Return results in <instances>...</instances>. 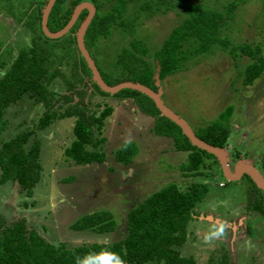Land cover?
<instances>
[{"label":"rangeland","instance_id":"obj_1","mask_svg":"<svg viewBox=\"0 0 264 264\" xmlns=\"http://www.w3.org/2000/svg\"><path fill=\"white\" fill-rule=\"evenodd\" d=\"M183 1L167 0L152 15L147 11L140 13L134 35L145 40L151 52L158 49L173 27L185 18ZM187 1L224 12L234 0ZM236 1L238 6L230 17L226 15L221 36L229 38L230 46L258 44L261 51L257 56L264 57V0ZM104 6L107 5H103V10ZM133 11L135 8L128 7L126 15L131 16ZM31 37L29 28L0 6V63L3 65L0 77L18 49L27 46ZM126 37L120 27H115L108 37L99 38L94 50L100 67L113 70V62ZM220 48L189 58L182 68L161 83L156 79L158 65L149 58L152 65L155 64L157 87L165 104L193 130L214 120L231 105L229 144L224 149L229 155L236 147L244 158L236 161L253 165L264 179V169L260 167L264 156V74L242 85L241 72L250 59L238 51L234 57ZM59 68L64 77H56L48 85L49 105L24 94L4 109L5 128L0 131V143L21 130H32L26 147L34 140L39 141L41 169L30 195L12 179L0 183V225L24 219L27 229H34L48 242L63 243L67 248L92 242L108 245L126 234L127 211L152 192L170 183L185 190L189 184L205 182L207 193L195 204L186 240L175 247L176 250L181 256L192 257L196 264H206L210 257L218 258L221 254L232 264H264V214L251 208L253 197L258 193L253 194L246 176L228 181L216 172V167V173H212L203 166L198 168L199 175L186 176L180 164L186 160L187 153L175 150L170 137L151 132L153 117L141 112L131 98L99 94L86 75L74 71L72 60H63ZM64 95L72 97L71 103L86 106L96 113L106 104L113 107L99 135L105 138L104 162L82 165L66 157L64 149L74 138L76 117L52 119L44 128L36 127L45 111L63 112L68 106L60 101ZM125 141H133L138 147L136 156L128 164L117 162L113 155ZM98 210L113 213L114 231L98 234L70 229V224L79 216ZM219 221L226 224L225 235L205 242V234Z\"/></svg>","mask_w":264,"mask_h":264},{"label":"trees","instance_id":"obj_2","mask_svg":"<svg viewBox=\"0 0 264 264\" xmlns=\"http://www.w3.org/2000/svg\"><path fill=\"white\" fill-rule=\"evenodd\" d=\"M83 1L93 3L96 9L85 31L84 43L104 81L109 85L130 80L157 90L154 78L155 64L159 66L157 75L161 83L182 68L189 58H195L194 56L208 53L218 47L227 50L234 57L239 52L250 59L241 72L242 85L250 84L264 74V57L257 56L261 51L258 44L252 46L242 43L230 46L229 38L226 35L221 36L226 15L230 17L231 11L238 6L236 0L231 2L224 12L205 8L197 2L183 1L181 7L184 9L185 18L173 27L160 47L152 52L145 40L134 35V27L142 11L152 15L160 10L157 7L162 8L167 0H55L47 18L49 30L55 32L62 29L71 18L75 6ZM47 2L48 0H0V6L32 32L29 44L18 49L10 66L0 77V131L5 128L4 109L24 94L49 105L51 93L48 85L54 78L64 77L59 64L63 60H72L74 71L79 70L86 75L96 92L105 96L131 98L141 112L153 117L150 131L155 135L170 137L175 150L187 153L186 160L180 164L186 176L191 175L190 173L199 175L198 168L203 166L225 178L217 157L193 145L178 124L161 115L149 96L131 88L110 94L102 91L91 80V70L76 44V31L88 15V8L80 12L66 34L59 38L47 37L41 28L42 10ZM159 2L162 4H158ZM103 5H107L104 10ZM128 7L135 8L131 16L126 15ZM115 27H120L126 33L127 40L119 48L113 62V70H105L98 65L94 48L99 38L108 37ZM151 57L156 61L154 65L149 60ZM53 65L56 66L51 68ZM0 67H3L1 63ZM67 83L72 88L71 83ZM60 101L68 103L63 112L45 111L36 127L44 128L52 119L76 117L73 125L74 138L64 149L66 157L82 165L104 162L105 138L99 135L113 107L106 104L96 113L88 110L86 106L71 103V96H61ZM232 112L233 107L226 106L217 118L194 129L195 134L213 146L226 148L229 144L228 122ZM31 133L32 130H21L0 143V183L12 179L26 189L27 195L32 193V187L40 178L41 169L38 158L39 141L34 140L26 147ZM137 152L135 142L125 141L113 151V155L117 162L128 164L133 161ZM229 153L239 157L240 151L234 147L233 152ZM260 167L264 169V156L260 159ZM243 176L251 183L253 194L258 193L253 197L251 208L264 214V192L248 174ZM67 179L70 180L69 177ZM207 190L205 182H194L185 190L175 183L166 184L127 211L126 234L108 245L92 242L67 248L63 243L54 245L48 242L34 229H27L24 219L1 224L0 264H75L76 255L99 252L102 248L118 252L126 264H196L192 257L181 256L175 247L182 245L186 240L187 225L195 214L193 208L203 199ZM69 227L74 231L100 234L114 231L116 220L111 211L98 210L79 216ZM206 264L232 263L225 254H221L218 258L210 257Z\"/></svg>","mask_w":264,"mask_h":264},{"label":"water","instance_id":"obj_3","mask_svg":"<svg viewBox=\"0 0 264 264\" xmlns=\"http://www.w3.org/2000/svg\"><path fill=\"white\" fill-rule=\"evenodd\" d=\"M54 1L55 0H48V2L46 3V5L44 6L42 10L41 28L44 34L49 38H59L63 36L64 34H66L69 31V29L73 26L75 21L77 20V17L80 14V12L83 9L88 8L89 10L88 15L82 21V23L80 24V26L78 27L76 31V44H77V47L81 55L85 59L87 66L91 70V80L95 82L102 91L110 93V94H114L121 89L131 88V89H135V90H138L146 94L154 101L155 105L160 110L161 115H164L170 118L172 121H174L176 124H178L181 127L182 132L189 138V140L191 141L193 145H196L199 148L205 149L217 157V159L220 162V168H221L222 174L224 175L226 180L232 181V180L239 179L243 173H246L252 178L256 186L264 192V179L262 178L261 174L257 171V169L253 165H248V164L241 165L242 161H239L234 166L233 171H232L229 167L228 155L225 149L217 147V146H213L209 144L208 142L204 141L203 139L199 138L195 134L194 130L190 128V126L186 123V121L165 104V102L161 98L160 88H157V90H153L150 87L140 82H133L130 80L122 81L114 85L107 84L104 81L97 65L95 64L93 58L91 57L89 53V50L86 48L85 43H84V34H85V31L92 17L95 14V6L93 5V3L89 1H83V2L78 3L75 6L72 16L67 22V24L62 29L53 32L49 30L47 26V18H48L49 12L51 10V7ZM156 79L158 80L157 74H156ZM157 80L155 84L158 86Z\"/></svg>","mask_w":264,"mask_h":264},{"label":"clouds","instance_id":"obj_4","mask_svg":"<svg viewBox=\"0 0 264 264\" xmlns=\"http://www.w3.org/2000/svg\"><path fill=\"white\" fill-rule=\"evenodd\" d=\"M225 228L226 224L223 221L213 224L204 236L205 242L223 237L225 235ZM75 264H126V262L118 252L112 251L109 248H102L99 252H89L83 256L76 255Z\"/></svg>","mask_w":264,"mask_h":264},{"label":"flooded vegetation","instance_id":"obj_5","mask_svg":"<svg viewBox=\"0 0 264 264\" xmlns=\"http://www.w3.org/2000/svg\"><path fill=\"white\" fill-rule=\"evenodd\" d=\"M228 155V154H227ZM242 157H240V154H239V157H236L235 155H233V154H229L228 155V163H229V167H230V169L233 171V168H231V163L233 162V164H234V166H235V164L237 163V161L239 160V159H241ZM237 160V161H236ZM236 161V162H235ZM258 171V170H257ZM259 172V171H258ZM244 174H246V173H243L242 175H241V177H243V175ZM232 181H234V180H232ZM248 217H250V216H248ZM251 221V220H250Z\"/></svg>","mask_w":264,"mask_h":264}]
</instances>
